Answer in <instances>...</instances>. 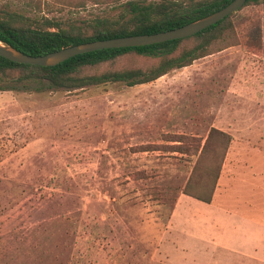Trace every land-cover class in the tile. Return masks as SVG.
I'll use <instances>...</instances> for the list:
<instances>
[{"label": "rangeland", "instance_id": "obj_1", "mask_svg": "<svg viewBox=\"0 0 264 264\" xmlns=\"http://www.w3.org/2000/svg\"><path fill=\"white\" fill-rule=\"evenodd\" d=\"M109 1L5 0L62 19ZM233 20L232 45L150 83L0 82V264H264V3ZM212 127L232 140L210 203L182 192L194 157L135 152Z\"/></svg>", "mask_w": 264, "mask_h": 264}, {"label": "trees", "instance_id": "obj_2", "mask_svg": "<svg viewBox=\"0 0 264 264\" xmlns=\"http://www.w3.org/2000/svg\"><path fill=\"white\" fill-rule=\"evenodd\" d=\"M232 1L111 0L109 2L114 7L112 13L69 19L51 16V7L47 12L38 10L32 16L11 10L5 2L4 6L0 5V39L27 54L45 55L88 41L177 28L207 16ZM261 2L264 3V0H247L244 6ZM236 12L185 38L95 50L75 55L54 66L20 63L0 55V82L6 86L38 83L52 89L67 90L116 82H124L128 86L150 83L172 70L190 66L194 61L232 45L228 42L236 32L233 20ZM130 56L141 57L148 62L136 66L124 65L122 62ZM231 140L229 132L212 127L205 138L184 133L167 134L163 144H143L137 146L135 152L165 150L194 157L182 192L210 203ZM142 174L148 177L147 172L143 171Z\"/></svg>", "mask_w": 264, "mask_h": 264}, {"label": "water", "instance_id": "obj_3", "mask_svg": "<svg viewBox=\"0 0 264 264\" xmlns=\"http://www.w3.org/2000/svg\"><path fill=\"white\" fill-rule=\"evenodd\" d=\"M247 0H233L225 7L202 18L191 21L177 28L151 34H134L108 39H99L64 47L45 55H30L0 39V55L12 61L35 64L41 66H54L65 60L86 52L100 49L148 45L168 40L185 38L217 23L228 15L238 11Z\"/></svg>", "mask_w": 264, "mask_h": 264}]
</instances>
